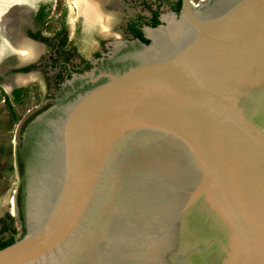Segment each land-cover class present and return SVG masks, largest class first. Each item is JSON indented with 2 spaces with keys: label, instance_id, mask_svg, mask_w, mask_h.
I'll list each match as a JSON object with an SVG mask.
<instances>
[{
  "label": "water",
  "instance_id": "water-1",
  "mask_svg": "<svg viewBox=\"0 0 264 264\" xmlns=\"http://www.w3.org/2000/svg\"><path fill=\"white\" fill-rule=\"evenodd\" d=\"M145 34L16 141L25 234L0 264H264V0H182Z\"/></svg>",
  "mask_w": 264,
  "mask_h": 264
},
{
  "label": "flooded vegetation",
  "instance_id": "flooded-vegetation-1",
  "mask_svg": "<svg viewBox=\"0 0 264 264\" xmlns=\"http://www.w3.org/2000/svg\"><path fill=\"white\" fill-rule=\"evenodd\" d=\"M29 5L22 36L41 47L39 54L28 62L19 61L18 53L11 49L0 54V249L25 234L22 225L24 194L15 192L19 182L17 165L22 174L25 164V155L22 150L16 155L15 144L22 138L25 127L36 113L47 107L55 91L72 73L89 69L96 60L106 57L114 40L138 39L148 43L146 27L163 23L168 11L178 15L182 0H107L103 4L108 15L105 34L101 33L98 22L88 24L83 19L75 2L76 18L70 17L68 2L64 3L65 8L59 14L56 28L53 26L50 32L48 27L54 22V0H32ZM136 7L138 9H134ZM128 8L132 10L124 14ZM41 74L47 75L46 85L52 88L51 93L42 98L39 91H43L46 86L40 87ZM15 75L25 76L27 81L7 88L6 78ZM28 98L35 100L33 105L19 115ZM17 119V125L14 126ZM9 172H13L12 180ZM9 184L13 186L10 190L12 193L6 198Z\"/></svg>",
  "mask_w": 264,
  "mask_h": 264
},
{
  "label": "bare ground",
  "instance_id": "bare-ground-1",
  "mask_svg": "<svg viewBox=\"0 0 264 264\" xmlns=\"http://www.w3.org/2000/svg\"><path fill=\"white\" fill-rule=\"evenodd\" d=\"M35 1V0H34ZM107 0H74L83 19L90 24L95 22L100 25L101 33H107V14L103 4ZM32 0H0V54L7 49L18 53L19 61L28 62L37 57L41 47L27 41L22 36V27L26 23L29 13V4ZM173 20L168 17L167 22ZM85 23V22H84ZM20 63V62H19ZM27 81V77L21 75L6 78L5 86L10 88L14 84Z\"/></svg>",
  "mask_w": 264,
  "mask_h": 264
},
{
  "label": "rangeland",
  "instance_id": "rangeland-1",
  "mask_svg": "<svg viewBox=\"0 0 264 264\" xmlns=\"http://www.w3.org/2000/svg\"><path fill=\"white\" fill-rule=\"evenodd\" d=\"M196 1L197 0H194L193 2L194 3H196ZM66 2H68V6L70 7V13H69V15H70V17L71 18H76V16H77V9H76V7L74 6V0H54V22H52L51 24H50V26L48 27V29H49V32L51 31V29L50 28H53V26H54V28H56L55 26L57 25V23H58V18H59V14H60V12L62 11L63 12V8H65V6H64V3L66 4ZM134 9H138L137 7L136 8H134ZM129 10H132L131 8H128L127 9V11L126 12H124V14H127V12L129 11ZM105 11V10H104ZM70 42V41H69ZM69 42H68V44L66 45V46H68L69 45ZM71 43V42H70ZM66 46H65V48H66ZM39 81H40V87H42V86H46V87H44V89H43V91H39V93L41 94V96H40V98H42L43 96H45L47 93L48 94H50L51 93V91H52V88H50L51 87V85H49V87L46 85V82H47V75H45V74H41V76L39 77ZM34 99L32 100L31 98H28L24 103H23V105H22V112H20L19 113V115H21L26 109H29L33 104L32 103H34ZM20 117V116H19ZM17 122H18V119H17V121L15 122V124H14V126L15 125H17ZM14 140L15 139H13V142H14ZM9 139H8V143H9ZM10 174H11V177H10V180H12V173L13 172H9ZM7 174V173H6ZM13 179H14V176H13ZM9 180V181H10ZM11 184H13V182H11ZM11 184H9L8 185V188H7V191H6V193H5V197L7 198L8 197V195H10L11 193H12V191H10V190H12V188H13V186L11 187ZM5 188V189H6Z\"/></svg>",
  "mask_w": 264,
  "mask_h": 264
},
{
  "label": "trees",
  "instance_id": "trees-1",
  "mask_svg": "<svg viewBox=\"0 0 264 264\" xmlns=\"http://www.w3.org/2000/svg\"><path fill=\"white\" fill-rule=\"evenodd\" d=\"M140 35V34H139Z\"/></svg>",
  "mask_w": 264,
  "mask_h": 264
}]
</instances>
